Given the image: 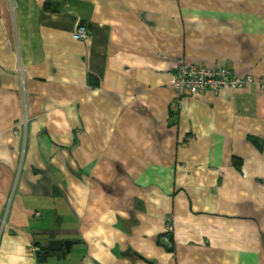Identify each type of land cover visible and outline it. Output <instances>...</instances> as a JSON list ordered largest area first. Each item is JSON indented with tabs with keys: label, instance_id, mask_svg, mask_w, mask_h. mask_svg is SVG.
<instances>
[{
	"label": "crops",
	"instance_id": "0c3cea01",
	"mask_svg": "<svg viewBox=\"0 0 264 264\" xmlns=\"http://www.w3.org/2000/svg\"><path fill=\"white\" fill-rule=\"evenodd\" d=\"M0 264H264V0H0Z\"/></svg>",
	"mask_w": 264,
	"mask_h": 264
},
{
	"label": "built area",
	"instance_id": "2783aa9c",
	"mask_svg": "<svg viewBox=\"0 0 264 264\" xmlns=\"http://www.w3.org/2000/svg\"><path fill=\"white\" fill-rule=\"evenodd\" d=\"M88 35L89 30L85 24H80L73 33L74 38L77 39H86ZM253 80L254 77L251 74L237 76L229 68L198 66L188 61H183L176 71L163 75L161 79L163 84H168L178 94L173 103L174 109H179L181 100L186 95L197 96L209 89L217 92L223 87L246 86ZM173 232L174 225L172 219L169 218L162 235L167 246L173 245L170 236Z\"/></svg>",
	"mask_w": 264,
	"mask_h": 264
},
{
	"label": "water",
	"instance_id": "95a60500",
	"mask_svg": "<svg viewBox=\"0 0 264 264\" xmlns=\"http://www.w3.org/2000/svg\"><path fill=\"white\" fill-rule=\"evenodd\" d=\"M73 242L71 240H50L48 244L42 245L39 252L50 253L56 252L57 257L64 256L66 252H70Z\"/></svg>",
	"mask_w": 264,
	"mask_h": 264
},
{
	"label": "trees",
	"instance_id": "16d2710c",
	"mask_svg": "<svg viewBox=\"0 0 264 264\" xmlns=\"http://www.w3.org/2000/svg\"><path fill=\"white\" fill-rule=\"evenodd\" d=\"M170 236H171V239L173 240V233ZM164 245L167 247V245L165 243H164Z\"/></svg>",
	"mask_w": 264,
	"mask_h": 264
},
{
	"label": "rangeland",
	"instance_id": "374dc122",
	"mask_svg": "<svg viewBox=\"0 0 264 264\" xmlns=\"http://www.w3.org/2000/svg\"><path fill=\"white\" fill-rule=\"evenodd\" d=\"M57 258V257H56ZM58 259V258H57ZM52 263H54V260L52 261Z\"/></svg>",
	"mask_w": 264,
	"mask_h": 264
}]
</instances>
